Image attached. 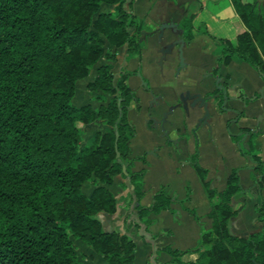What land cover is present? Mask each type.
Returning a JSON list of instances; mask_svg holds the SVG:
<instances>
[{"label": "trees", "instance_id": "16d2710c", "mask_svg": "<svg viewBox=\"0 0 264 264\" xmlns=\"http://www.w3.org/2000/svg\"><path fill=\"white\" fill-rule=\"evenodd\" d=\"M230 1L245 30L237 35L236 45L211 36L219 43L218 62L228 64L239 58L264 81V5L259 10L254 1ZM132 2L0 0V264H80L70 235L101 254L107 264L131 262L134 241L127 234L106 230L98 218L117 210V199L108 187L115 176L124 175V164L139 223L147 228L150 214L170 209L172 199L164 188L154 194L150 206L140 204L143 171L132 172L133 161L128 159V141L135 130L127 113L130 103L137 101L126 82L131 73L122 71L114 80L111 64H98L87 88L109 95L107 103L98 109L71 103L76 83L102 57L115 59L107 45L126 46L128 56L140 53L141 26L126 9ZM104 6L113 10H103ZM193 18L178 24L185 42L194 38ZM215 74L218 77L217 69ZM219 85L222 88L209 96L224 111L225 99L234 95L227 83ZM101 94L96 98L101 99ZM238 95L245 102L251 99ZM242 114L237 112L235 119ZM96 120L103 121L104 130L83 143L84 127ZM257 133L241 128L230 138L252 163L262 189L264 162L254 145ZM188 162L212 202L211 229L200 240L206 248L194 262H183L184 252L169 246L158 251L167 253L175 264H264V229L247 237L230 231V221L238 214L235 204L247 193L240 186L239 170L233 169L225 188L217 192L207 181L208 171L199 164L197 152ZM92 179L95 188L87 196L82 185ZM255 211L263 221L264 201ZM132 226L139 228L137 222Z\"/></svg>", "mask_w": 264, "mask_h": 264}, {"label": "crops", "instance_id": "0c3cea01", "mask_svg": "<svg viewBox=\"0 0 264 264\" xmlns=\"http://www.w3.org/2000/svg\"><path fill=\"white\" fill-rule=\"evenodd\" d=\"M245 1H254L259 10L264 5V0ZM126 9L141 26V51L128 56L126 46L107 45L115 59L103 58L101 64H111L114 80L122 71L131 73L126 82L137 101L130 103L127 113L135 130L128 141V159L133 161L132 172L143 171L140 204L150 206L161 188L172 203L170 209L150 214L152 222L146 228L136 220L129 177L117 175L108 187L117 199V210L113 215L99 214L98 218H104L107 228L101 222L106 230L127 234L134 241V256L128 264H175L167 253L158 251L164 246L184 252L183 262H194L206 248L200 240L201 234L211 229L208 213L212 203L188 162L196 152L199 164L208 171L207 181L217 192L225 188L230 172L239 170L240 186L247 193L235 204L238 214L230 221V231L247 237L264 229V219L260 221L255 211V206L264 201V188H259L250 160L230 138V133L241 128L258 132L254 145L264 162V81L239 58H232L228 64L218 62L219 43L211 36L236 45L237 35L245 30L230 0H133ZM103 10L113 7L104 6ZM191 15L194 38L185 42L178 24ZM96 68L76 83L75 91L83 81L94 79ZM217 78L218 84L227 83L234 95L226 100L224 111H219L216 100L209 96L217 88ZM78 91L84 103L75 106L90 104L98 109L105 104L99 103L88 88ZM240 92L250 101L239 97ZM254 94L257 97L252 98ZM237 112L243 114L235 119ZM104 128L102 120L87 125V139ZM94 188V179L82 185L87 196ZM135 222L139 228L132 226ZM81 243L76 242L80 249L74 244L80 264H107L101 254Z\"/></svg>", "mask_w": 264, "mask_h": 264}, {"label": "rangeland", "instance_id": "374dc122", "mask_svg": "<svg viewBox=\"0 0 264 264\" xmlns=\"http://www.w3.org/2000/svg\"><path fill=\"white\" fill-rule=\"evenodd\" d=\"M103 57L100 59V61L91 69V70H94L95 69V67L98 65V64H101L102 62H103ZM80 84H81V86H80ZM79 84V87H78V85H77V91H75V95L72 97V99H71V103L74 105H76L77 103H79V104H81V103H84V102H81V101H83V100H81V98L82 97H79L78 95H79V91L78 90H84V89H87V85H88V83H86V81H83L82 83H80ZM98 94H101V93H97V92H95L93 95L94 96H96L97 97V95ZM92 95V96H93ZM102 95V97H101V99L99 98V99H97V98H95L99 103H107V101L109 100V98H110V96L109 95H106V94H101ZM83 99V98H82ZM79 100V101H78ZM84 100H86V101H88L87 99H84ZM86 101H85V103H86ZM78 105V104H77ZM85 128V127H84ZM82 142L83 143H86V141H87V137H86V132H85V130L83 129V135H82ZM101 216V215H100ZM101 218V220L104 222V226H105V228H107V225H106V223H105V221H104V218L103 217H100ZM136 220H137V218H136ZM70 238L72 239V241H73V244H75V246L77 247V249H80L79 248V246L76 244V242L77 243H81L82 241H80L79 239H77V238H74V237H72L71 235H70ZM82 244V243H81ZM85 244V243H84ZM86 245V244H85ZM84 245V246H85ZM87 246V245H86Z\"/></svg>", "mask_w": 264, "mask_h": 264}, {"label": "water", "instance_id": "95a60500", "mask_svg": "<svg viewBox=\"0 0 264 264\" xmlns=\"http://www.w3.org/2000/svg\"><path fill=\"white\" fill-rule=\"evenodd\" d=\"M219 81H220V78H217V87H218V88H222V86L218 84ZM223 93L225 94V90H223ZM226 100H227V99H225L223 105L225 104ZM203 102H204V101H203ZM118 136H119L118 131H117V129H115L114 148H115V151H116V157H117V158L120 157V153H119V151H118V149H117ZM122 172H123L124 175H126V176L128 175L127 172H126V165H125V164L122 165ZM131 187L133 188V185H131Z\"/></svg>", "mask_w": 264, "mask_h": 264}]
</instances>
